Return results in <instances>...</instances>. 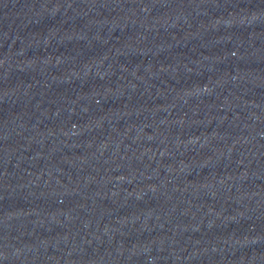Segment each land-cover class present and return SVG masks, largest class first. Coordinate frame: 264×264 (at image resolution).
<instances>
[{
	"label": "water",
	"instance_id": "1",
	"mask_svg": "<svg viewBox=\"0 0 264 264\" xmlns=\"http://www.w3.org/2000/svg\"><path fill=\"white\" fill-rule=\"evenodd\" d=\"M0 264H264V0H0Z\"/></svg>",
	"mask_w": 264,
	"mask_h": 264
}]
</instances>
